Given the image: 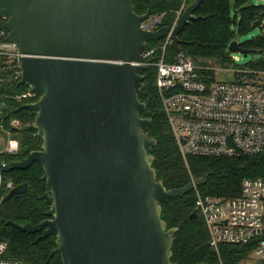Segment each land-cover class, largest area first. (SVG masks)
Instances as JSON below:
<instances>
[{
  "label": "water",
  "instance_id": "obj_1",
  "mask_svg": "<svg viewBox=\"0 0 264 264\" xmlns=\"http://www.w3.org/2000/svg\"><path fill=\"white\" fill-rule=\"evenodd\" d=\"M195 0L172 30L145 31L150 13L138 15L133 0H0L2 28L8 41L25 54L43 58L21 60L22 80L36 101L18 109L35 116L40 150L4 164L3 172L44 169L47 192L38 197L50 207L38 225H20L36 242L56 238L49 259L62 264H173L172 248L179 228L168 229L162 203L181 198L208 177L179 189H167L157 179L151 154L157 141L148 136L152 118L142 114L140 65L148 44L171 35L174 49L188 23L200 20ZM264 13L253 23L264 35ZM230 53L261 54L237 40ZM16 186L5 198L24 194ZM198 217L197 211L192 220Z\"/></svg>",
  "mask_w": 264,
  "mask_h": 264
},
{
  "label": "trees",
  "instance_id": "obj_2",
  "mask_svg": "<svg viewBox=\"0 0 264 264\" xmlns=\"http://www.w3.org/2000/svg\"><path fill=\"white\" fill-rule=\"evenodd\" d=\"M195 0H190L192 4ZM251 0H204L195 11L200 20L188 23L180 34L182 43L177 49L170 46L168 58L182 52L198 67L203 68L206 77L215 79V68L209 61L217 62L220 68H236L228 51L229 44L238 36L253 30V23L264 13V5H250ZM182 0H133L134 11L138 15L150 13L162 16L161 27H172L176 20V12ZM164 41L152 42L149 47L160 46ZM243 48L263 50L264 35L241 44ZM252 68H264V57L256 62L246 64ZM157 70L148 67L144 76V87L139 92V99L151 105L142 114L144 118H152L153 123L147 134L157 141L151 151L155 157L153 167L157 179L167 189H179L196 180L208 177L204 185L198 189L204 195L235 197L240 195L243 181L247 178H264V153L255 156H235L231 158L182 157L175 136L157 95ZM11 94L25 93L26 85L9 88ZM36 101L32 98L25 103ZM10 101L11 111L6 120L20 119L22 127L16 131L21 149L17 155H0V160L12 162L27 158L41 149L42 140L35 137L33 127L35 116L29 110L18 109L25 104ZM44 169L41 164L34 163L28 170H15L4 173L5 181H13L16 186L27 184L24 194L15 195L4 201L0 207V241L8 246L7 258L20 261L22 264H62L59 256L49 259L50 253L57 247L56 238L49 237L36 242L41 233L28 234L20 231L9 221L20 225L31 223L38 225L48 217L50 207L38 197L47 192V186L41 180ZM162 218L168 229L179 228L175 233L172 248L173 264H237L245 258L243 246L221 245L219 252L210 245L209 233L205 222L196 210V194L192 191L181 198L167 200L162 203ZM198 217L192 220L193 213Z\"/></svg>",
  "mask_w": 264,
  "mask_h": 264
},
{
  "label": "built area",
  "instance_id": "obj_3",
  "mask_svg": "<svg viewBox=\"0 0 264 264\" xmlns=\"http://www.w3.org/2000/svg\"><path fill=\"white\" fill-rule=\"evenodd\" d=\"M189 1L182 0L172 30ZM162 21L163 15H150L141 27L155 31L162 28ZM5 22L6 19L0 18V144L2 132L7 133L8 139L0 155L12 156L21 149L15 132L22 123L18 118L7 122L10 101L22 104L34 97L30 90L13 95L9 88L20 86L23 58L43 56L25 54L17 43L8 41V31L2 28ZM161 40L164 42L160 46L150 48L148 44L139 64L157 70V95L182 157L231 158L264 153V68L239 65V59L232 57L238 65L230 69L234 78L213 80L182 52L168 58L170 34ZM4 173L0 168V207L16 187L13 181L4 180ZM193 191L196 210L205 222L210 245L216 252L221 245L243 246L246 256L237 264H264V178L245 179L240 195L230 198L204 195L198 186ZM7 253V243L0 241V264H22L7 258Z\"/></svg>",
  "mask_w": 264,
  "mask_h": 264
},
{
  "label": "rangeland",
  "instance_id": "obj_4",
  "mask_svg": "<svg viewBox=\"0 0 264 264\" xmlns=\"http://www.w3.org/2000/svg\"><path fill=\"white\" fill-rule=\"evenodd\" d=\"M250 5L254 4V5H264V0H251L249 2ZM258 35H260L259 31L257 29H253L251 32L246 33V34H242L241 36L237 37V41L242 44L245 41L248 40H252L254 38H256ZM158 42V41H157ZM232 57L234 58H238V64L239 65H246L252 62H256L259 59H261V57H264V53L261 54H241L238 52L235 53H230ZM209 66H212L213 68H215V77L217 80L220 81H231L234 77V73L230 71V69L232 70L231 67H227V68H220L221 66L215 62V61H209L208 62ZM18 138V136H16ZM2 138H3V142L0 144V149L4 146L5 141L8 139V135L6 132H2Z\"/></svg>",
  "mask_w": 264,
  "mask_h": 264
}]
</instances>
